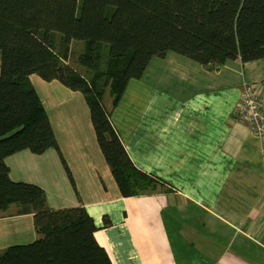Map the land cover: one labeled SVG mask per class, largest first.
I'll return each mask as SVG.
<instances>
[{
  "label": "crops",
  "instance_id": "0c3cea01",
  "mask_svg": "<svg viewBox=\"0 0 264 264\" xmlns=\"http://www.w3.org/2000/svg\"><path fill=\"white\" fill-rule=\"evenodd\" d=\"M153 57L154 74L128 79L109 121L133 164L170 188L122 196L83 95L57 80V95L39 96L74 185L51 147L6 156L9 177L40 186L50 209L82 205L112 264H264V153L233 113L243 84L172 51ZM253 61L264 87V58ZM16 211H0V251L36 238L32 214Z\"/></svg>",
  "mask_w": 264,
  "mask_h": 264
},
{
  "label": "trees",
  "instance_id": "16d2710c",
  "mask_svg": "<svg viewBox=\"0 0 264 264\" xmlns=\"http://www.w3.org/2000/svg\"><path fill=\"white\" fill-rule=\"evenodd\" d=\"M72 41L83 42L77 61L86 67L98 68L104 51L105 70L87 80L66 60ZM166 50L203 65L264 58V0H0V210L32 214L36 233L3 248L0 264H112L82 205L50 209L40 186L9 177L6 156L51 147L74 185L29 75L81 92L120 194H151L170 187L133 164L109 116L128 79Z\"/></svg>",
  "mask_w": 264,
  "mask_h": 264
},
{
  "label": "rangeland",
  "instance_id": "374dc122",
  "mask_svg": "<svg viewBox=\"0 0 264 264\" xmlns=\"http://www.w3.org/2000/svg\"><path fill=\"white\" fill-rule=\"evenodd\" d=\"M74 55L67 56L66 60L68 63H70L78 72H80L87 80L90 79L92 72H94L95 69L104 71L106 67V57L104 54V51L102 52V58L100 57L99 60L97 61L98 68L95 66L92 67H86L83 66L82 64L78 63L77 61V55L80 53V51H74ZM155 61H157V58L153 57L149 61V66L146 68V71L142 74V78L144 79H150L149 75L154 74V68H155ZM256 61H243L239 59H228L222 64L218 63H213L210 66L211 69V75H213L215 72H219V81L225 82V83H231V82H241L246 83L248 85H255L258 82L257 77V71H253L251 67L255 65ZM174 65H169L166 67V69H169L167 71L170 72ZM166 71V70H165ZM210 75V82L213 83V81L217 80L216 76H211ZM29 82L32 84V86L35 88V90L44 98H48L51 95H57L58 94V88L54 84H50L47 81H44L39 77L37 74H32L28 77ZM188 80V79H185ZM207 79L201 80L200 83L205 84ZM176 81V80H175ZM51 90V92L49 91ZM108 89H106L105 94L103 96V103L105 106H109L110 103V97L107 94ZM79 95H82L81 92H78ZM1 211V210H0Z\"/></svg>",
  "mask_w": 264,
  "mask_h": 264
},
{
  "label": "built area",
  "instance_id": "2783aa9c",
  "mask_svg": "<svg viewBox=\"0 0 264 264\" xmlns=\"http://www.w3.org/2000/svg\"><path fill=\"white\" fill-rule=\"evenodd\" d=\"M233 113L260 140L264 153V87L243 83Z\"/></svg>",
  "mask_w": 264,
  "mask_h": 264
}]
</instances>
